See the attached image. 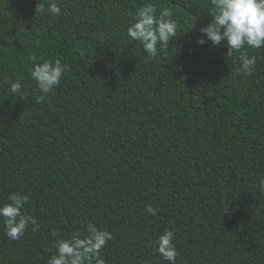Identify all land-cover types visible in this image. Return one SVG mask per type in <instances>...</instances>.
I'll return each mask as SVG.
<instances>
[{
	"label": "trees",
	"instance_id": "obj_1",
	"mask_svg": "<svg viewBox=\"0 0 264 264\" xmlns=\"http://www.w3.org/2000/svg\"><path fill=\"white\" fill-rule=\"evenodd\" d=\"M147 2L57 0L50 16L37 0H0V204L26 194L40 226L12 241L0 218V264H47L55 240L88 223L112 233L107 264H168L155 244L165 229L177 264H264V47H245L246 76L226 41L196 42L210 0H152L178 28L150 58L127 36ZM33 56L67 65L49 94Z\"/></svg>",
	"mask_w": 264,
	"mask_h": 264
},
{
	"label": "clouds",
	"instance_id": "obj_2",
	"mask_svg": "<svg viewBox=\"0 0 264 264\" xmlns=\"http://www.w3.org/2000/svg\"><path fill=\"white\" fill-rule=\"evenodd\" d=\"M209 15L212 20L199 29L201 36L197 38L200 46L210 42L213 46H225L228 54L239 52L240 71L246 76H252L256 57L249 56L245 47L260 49L264 47V0H210ZM160 7L159 12L157 11ZM37 13L50 16H60L62 9L57 0H37ZM174 11L170 7L158 6L148 0L137 8L133 22L127 27V36L139 42L148 57L155 59L161 51L168 48L177 34L178 24L172 17ZM33 65L29 68L31 78L43 94L51 93L61 82L67 65L60 59L41 62L33 56ZM5 84L13 94L23 98L22 84L19 80L11 81L5 78ZM264 185V181L261 182ZM8 202L0 204V218H3L5 235L12 241H18L24 236L29 225L32 231L39 230L36 218L24 211L29 197L20 192L9 194ZM147 212L156 214L152 205L146 206ZM53 237L59 235L57 230L51 232ZM113 238L112 233L88 223L87 235L73 233L54 242L55 252L48 258L47 264H107L102 256V249ZM175 233L165 229L156 241V250L168 264H177L178 250L174 243Z\"/></svg>",
	"mask_w": 264,
	"mask_h": 264
}]
</instances>
